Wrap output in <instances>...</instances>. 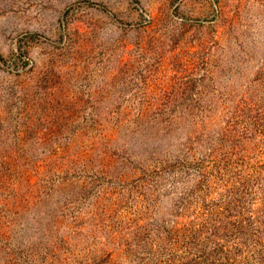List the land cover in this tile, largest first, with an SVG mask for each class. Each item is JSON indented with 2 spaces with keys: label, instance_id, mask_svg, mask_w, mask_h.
Here are the masks:
<instances>
[{
  "label": "rangeland",
  "instance_id": "obj_1",
  "mask_svg": "<svg viewBox=\"0 0 264 264\" xmlns=\"http://www.w3.org/2000/svg\"><path fill=\"white\" fill-rule=\"evenodd\" d=\"M0 264H264V0H0Z\"/></svg>",
  "mask_w": 264,
  "mask_h": 264
}]
</instances>
